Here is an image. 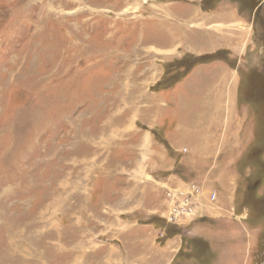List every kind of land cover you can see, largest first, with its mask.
<instances>
[{"label": "rangeland", "instance_id": "rangeland-1", "mask_svg": "<svg viewBox=\"0 0 264 264\" xmlns=\"http://www.w3.org/2000/svg\"><path fill=\"white\" fill-rule=\"evenodd\" d=\"M154 1L0 0V264H139L126 238L161 224L176 162L144 154L143 105L213 59L239 70L231 116L239 138L217 145L224 155L208 166L216 171L197 172L199 200L212 174L222 185L230 175L232 220L220 227L243 232L225 237L239 240L238 264H264V37L261 51L240 59L175 49L158 40L187 30ZM178 154L196 166L187 147ZM198 214L168 224L188 229L183 218ZM185 232L179 250L189 256L177 262L207 264L211 242Z\"/></svg>", "mask_w": 264, "mask_h": 264}, {"label": "crops", "instance_id": "crops-1", "mask_svg": "<svg viewBox=\"0 0 264 264\" xmlns=\"http://www.w3.org/2000/svg\"><path fill=\"white\" fill-rule=\"evenodd\" d=\"M251 1L253 3L248 6L247 0H216L214 6L205 8L202 0H155L153 4L160 8L162 14L164 13L162 17L174 18L175 24L178 23L180 28L187 30L185 37L180 32L181 36L176 33L170 38L158 41L160 44H176L175 49L177 44L183 43L198 54H216L218 50H229L232 58L239 59L249 52L261 51L262 42L257 39V35L261 33L264 37L261 20L264 15L262 7L264 0ZM238 76V68L229 67L224 60L213 59L210 62L198 63L187 77L175 83L171 89L162 90L145 100L146 105H143L142 110L143 122L146 124L143 138L144 147L148 140L150 146L144 154H157L162 157L175 155L174 170L165 181V191L168 188L185 187L190 182L199 183L197 172L202 171L201 173L205 174L216 171L215 169L210 171L208 166L209 163L212 165L213 159L216 162L217 156L224 155L225 147L217 145L224 141V146L225 141L239 138L236 135L231 136V116L234 113L232 109L236 107L234 92L238 91L240 86ZM151 130L156 131L158 136L154 138L153 146L150 143ZM183 146L187 147L189 157H197L194 168L187 167L184 162L182 163V158L180 160L178 157V151ZM180 162L188 168L185 173L180 167ZM193 171L195 178L189 174ZM212 175V182L202 184L204 190L201 202L199 200L200 203L196 207V215L199 213L200 216L193 220H188L191 217L183 218L189 222L188 229H185V226H169L165 216L171 202L164 194L163 209L159 217L161 224L155 226V222H152L149 227H137L130 231L125 242L136 252L135 263L185 262L189 253L179 249L186 243L183 242L186 239L183 237L187 236L185 231L190 230L189 235L199 237L202 235L211 242L206 251L207 264H238L239 248L236 243L239 240L232 238L226 240L225 237L240 236L243 232L238 227L234 229L238 228L239 231L231 230L232 233L220 227L225 221L232 220L231 202L235 200L233 179L228 175V185L223 184L224 189L223 185L217 182V174ZM211 190L216 192V200L213 202L208 199ZM239 214L241 213H237V216ZM179 221H182V218ZM162 230L167 232L166 237L162 243H158V232ZM199 237H192V240ZM241 251L246 252L244 244ZM212 257L215 261L211 259ZM242 258L245 261V257Z\"/></svg>", "mask_w": 264, "mask_h": 264}, {"label": "built area", "instance_id": "built-area-1", "mask_svg": "<svg viewBox=\"0 0 264 264\" xmlns=\"http://www.w3.org/2000/svg\"><path fill=\"white\" fill-rule=\"evenodd\" d=\"M186 151L184 148L183 152ZM185 188V190L168 188L165 191V198L171 202L170 209L165 216V220L168 223H176L182 217L192 216L196 213V207L200 203V185L190 182ZM215 196V192L210 195L212 201L215 199ZM158 236L159 240H162L166 237V231L160 232Z\"/></svg>", "mask_w": 264, "mask_h": 264}, {"label": "trees", "instance_id": "trees-1", "mask_svg": "<svg viewBox=\"0 0 264 264\" xmlns=\"http://www.w3.org/2000/svg\"><path fill=\"white\" fill-rule=\"evenodd\" d=\"M205 57H202L201 59H204ZM167 233V232H166Z\"/></svg>", "mask_w": 264, "mask_h": 264}]
</instances>
